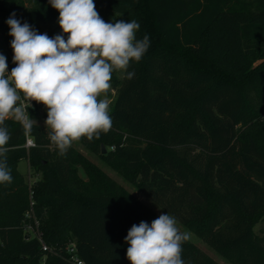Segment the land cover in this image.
I'll use <instances>...</instances> for the list:
<instances>
[{"label": "trees", "instance_id": "obj_1", "mask_svg": "<svg viewBox=\"0 0 264 264\" xmlns=\"http://www.w3.org/2000/svg\"><path fill=\"white\" fill-rule=\"evenodd\" d=\"M93 2L115 21L136 20L150 47L130 62L132 79L112 74L110 130L78 143L229 264H264V231H255L264 223V0ZM13 12L38 32H62L49 0H0L9 72ZM6 124L12 180L0 183V264H72L71 244L84 264H130L128 230L158 216L73 146L60 155L48 128L25 136ZM20 161L39 176L33 184ZM33 220L46 250L28 238ZM182 248L184 264H218L189 240Z\"/></svg>", "mask_w": 264, "mask_h": 264}, {"label": "clouds", "instance_id": "obj_2", "mask_svg": "<svg viewBox=\"0 0 264 264\" xmlns=\"http://www.w3.org/2000/svg\"><path fill=\"white\" fill-rule=\"evenodd\" d=\"M49 4L59 12L61 34L38 33L15 12L6 21L16 66L9 72L7 57L0 53V183L12 180L6 121L19 123L30 136L37 121L28 109L33 101L44 105L50 143L65 155L74 141H91L110 130L107 94L112 74L124 71L132 79L135 72L127 71L130 62H140L150 47L148 35L137 39L136 20L106 22L93 0H49ZM177 224L168 213L151 224H133L125 237L130 264H184L182 245L189 234Z\"/></svg>", "mask_w": 264, "mask_h": 264}, {"label": "rangeland", "instance_id": "obj_3", "mask_svg": "<svg viewBox=\"0 0 264 264\" xmlns=\"http://www.w3.org/2000/svg\"><path fill=\"white\" fill-rule=\"evenodd\" d=\"M29 1L25 2V7L29 8L30 3ZM99 15L106 21V22H116L114 17H112L110 14H107L105 12L98 11ZM53 29L50 26H41L40 31L38 33H46L49 37L53 34ZM122 71H118L119 76H121ZM101 99L104 98L102 95L100 97ZM115 98V92L111 89L109 90L107 94V99L109 100L110 109L113 104ZM109 109V111H110ZM47 113V109L44 105L38 104L32 109L31 112H29V115L31 118L37 121V124L46 127L45 120L43 119V115ZM72 146L78 150L80 153H82L86 158H88L91 162H93L96 166H98L105 174H107L112 180H114L117 184L121 185L126 191L133 194L141 203H143L145 206L150 208L155 215L159 216L161 213H165L161 209H159L157 206H155L153 203H151L148 199H146L141 193H139L133 186L125 182L120 176H118L115 172L110 170L108 167H106L97 157L87 152L81 144L78 143V141H74ZM18 171L26 176V180L28 184H33V182L39 177L37 175H34L30 172L28 163L26 161H20L18 164ZM79 175L81 177H84L81 170H79ZM177 226L180 228L181 232H187L189 234V241L193 243L197 248L202 250L204 253H206L209 257H211L214 261H216L218 264H229L226 260H224L222 257H220L217 253H215L213 250H211L209 247H207L201 240H199L195 235H193L191 232L186 230L179 222ZM264 231V223H260L258 226H256L255 231Z\"/></svg>", "mask_w": 264, "mask_h": 264}, {"label": "built area", "instance_id": "obj_4", "mask_svg": "<svg viewBox=\"0 0 264 264\" xmlns=\"http://www.w3.org/2000/svg\"><path fill=\"white\" fill-rule=\"evenodd\" d=\"M0 53H2L1 52V50H0ZM8 71H9V68H8ZM39 103H37V102H35V101H33L32 102V107H30L29 109H28V112L30 111V110H32V109H34V107L36 106V105H38ZM29 141H31L30 139H26V143H25V147L26 148H28V147H32L33 146V143H32V141H31V143L29 142ZM33 225H34V227H32L31 225H28L27 226V231L30 233L29 235H28V238L29 237H35V238H37L38 239V241L42 244V248H43V250H46V247L44 246V244H43V242H42V239H41V233L39 232V230H38V223H37V221H35V220H33ZM68 253H69V262L70 263H72V264H84L81 260H79L77 257H76V255L74 254V245L73 244H71L70 245V247H69V249H68Z\"/></svg>", "mask_w": 264, "mask_h": 264}, {"label": "water", "instance_id": "obj_5", "mask_svg": "<svg viewBox=\"0 0 264 264\" xmlns=\"http://www.w3.org/2000/svg\"><path fill=\"white\" fill-rule=\"evenodd\" d=\"M101 150H102L101 153L104 154L105 153V149H104L103 146H101Z\"/></svg>", "mask_w": 264, "mask_h": 264}]
</instances>
